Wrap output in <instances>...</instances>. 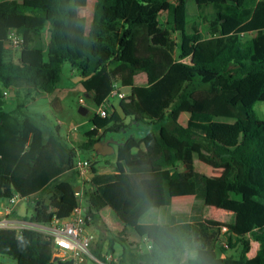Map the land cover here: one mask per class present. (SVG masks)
I'll return each mask as SVG.
<instances>
[{"label":"trees","instance_id":"16d2710c","mask_svg":"<svg viewBox=\"0 0 264 264\" xmlns=\"http://www.w3.org/2000/svg\"><path fill=\"white\" fill-rule=\"evenodd\" d=\"M87 3L0 0V197L30 202V221L68 216L78 205L77 152L94 151L99 129L125 126L110 104L72 145L27 112L69 62L92 103L128 87L122 116L148 124L143 137L116 145L120 170L92 164L93 189L83 190L88 223L104 206L123 223L109 237L110 254L120 248L109 264H264V117L253 108L264 101V0H94L88 22L79 14ZM211 209L229 217L220 221ZM128 229L148 246L128 240ZM251 241L258 246L248 257ZM91 252L105 261L98 246ZM53 253L38 230L0 228V256L71 264Z\"/></svg>","mask_w":264,"mask_h":264},{"label":"rangeland","instance_id":"374dc122","mask_svg":"<svg viewBox=\"0 0 264 264\" xmlns=\"http://www.w3.org/2000/svg\"><path fill=\"white\" fill-rule=\"evenodd\" d=\"M191 6V2H190ZM94 8V0H88L87 5L79 14L83 15L88 22L92 16ZM76 16L75 13H73V17ZM233 20H228L224 22L223 28L226 30L227 25L233 24ZM16 48V47H15ZM10 48L9 55L12 59L16 61V58L19 55V51L17 48ZM11 51L13 52V55H11ZM77 76V71L71 67L69 62H64L62 64L61 68V76L60 80L56 87V95L59 96V107H56L57 103L56 101L50 100L49 94H41L39 95L34 101H31L27 104V112L32 115L33 117L43 118L47 125L50 127H57L59 134L65 135L67 127L75 125L73 127V133L80 132V141L84 140V134L83 131H85L88 128V122L86 119L88 117L92 116L94 113H96V107L93 105L91 100L85 95L82 88L77 84V81H75V78ZM121 91L126 93L128 92V87H122ZM118 98V97H117ZM81 99V100H80ZM5 100V106L6 107H12L14 105V100L9 94L7 93L4 97ZM118 99L115 100L117 103ZM109 107V102L107 104ZM254 111L259 117H264V101H257L254 106ZM86 109V115H82L83 110ZM181 114V113H179ZM178 116V115H177ZM179 118V116L177 117ZM123 123L125 124L124 127L117 130H107L104 132L103 137L106 139H110L112 141H122L124 138H127L129 136H135V137H143L147 130H148V124L145 122H134L131 120L130 117L126 116L123 118ZM166 123L169 127L173 125V121L171 119H167ZM75 128V129H74ZM115 147V144H113ZM80 155V154H79ZM81 157L90 158L92 162H94V165L99 168L101 171H105L109 168H114L115 170H120L121 166L120 164H116L115 160H113L114 155L108 154L106 156H99L98 154H95L90 149H85L81 151ZM107 159L108 161V168H106V162L104 160ZM112 159V160H111ZM77 160V159H76ZM199 171L206 173L211 176H217L220 173V169H214L210 168L208 166H200ZM68 176V174H64V177ZM73 180L69 179L70 182V190L73 189ZM66 181V180H65ZM83 190H91L92 185L89 181L85 182L83 185ZM75 202L78 204H85V197L83 194V191H80L78 194L75 195ZM4 198L0 197V205L4 201ZM20 207L23 205L26 210V215L30 213L29 211L32 210V206L30 205V202L26 200H20L19 202ZM198 202L195 200V205H197ZM31 206V207H30ZM210 214L217 218L220 221L226 220L229 217V214L225 211L211 209ZM21 218L24 216L20 215ZM15 216L10 215V218H14ZM12 223H18L11 221ZM129 236L132 240H135L134 232L129 229L128 230ZM110 233L103 231V233L96 237V241H99V239H104L109 237ZM106 241H103L101 243V254L106 259L109 260L111 258L109 249L107 248V245L105 243ZM105 244V245H104ZM258 244L255 241L250 242V248L249 251L246 253L248 257H251L254 255ZM230 252L234 253V250H230ZM115 255V254H113ZM0 262L2 264H17L16 260L8 257V256H1ZM84 264H95L94 261L90 259H86L84 261Z\"/></svg>","mask_w":264,"mask_h":264},{"label":"built area","instance_id":"2783aa9c","mask_svg":"<svg viewBox=\"0 0 264 264\" xmlns=\"http://www.w3.org/2000/svg\"><path fill=\"white\" fill-rule=\"evenodd\" d=\"M18 43L17 37L13 36L8 46L14 48L17 47ZM7 93V90L3 91L4 95ZM110 95L122 98L124 93L114 90ZM107 104L108 101H104L101 105L97 106V114L105 116L108 108ZM91 165L92 160L90 158L77 157L75 169L80 186H83L87 181L90 182L92 176ZM19 201L20 199L17 194H13L7 198V203L0 209V213L3 215L0 219V228H32L38 230L44 236L51 238L54 258L70 261L71 264H83L86 259L94 261L95 264H109V262L96 257L91 252L93 235L86 229L88 222L85 207L78 204L73 207L68 216L63 218L53 217L47 223L34 222L28 219L12 223L8 216ZM110 260L117 261V255H111Z\"/></svg>","mask_w":264,"mask_h":264},{"label":"crops","instance_id":"0c3cea01","mask_svg":"<svg viewBox=\"0 0 264 264\" xmlns=\"http://www.w3.org/2000/svg\"><path fill=\"white\" fill-rule=\"evenodd\" d=\"M9 53H10V50L8 51V55H9ZM11 55H13V52L11 51ZM11 57V56H10ZM81 79H83V77H81L78 73H77V76H76V78H75V81H77V84L82 88V90H83V87H82V85L80 84V80ZM120 91H121V88H120ZM83 92H84V90H83ZM122 92V91H121ZM85 93V92H84ZM9 94V96H12L13 95V93L12 92H10V93H8ZM126 94H127V92H126ZM85 95L87 96V94L85 93ZM49 97H50V100H51V102L53 101H56V103H57V105H56V107H59V96H57L56 95V88L51 92V93H49ZM118 96H111V95H109L108 96V99H107V101L109 102V105L110 104H112V106L115 108V110H116V112L117 113H119L120 114V116H121V118L123 119L124 118V116H122V113H121V111H120V108H119V101H120V98L118 97ZM116 99H118V101H117V103L115 102V100ZM93 105L96 107V113H97V106L93 103ZM86 109H84L83 110V113H81L82 115H86ZM95 115V113L92 115V116H90V117H88V119H86L87 120V122H88V128L86 129V130H88V129H90L93 125H92V122H91V118L93 117ZM73 127H75V125H70V126H68L67 127V130H66V133H65V135H61V136H63L70 144H72V145H77V143H79L80 142V132H76V133H73L72 131H73ZM109 127V125L107 126V127H105L104 129H99L98 130V135H100V138H99V140L101 139V140H106V138H104L103 137V135H104V132L105 131H107V130H109V129H106V128H108ZM75 129V128H74ZM85 130V131H86ZM85 131H83V134H84V132ZM118 131V130H117ZM147 133V132H146ZM126 138H124L122 141H118V142H116V141H112V143H111V145H112V148H113V152L112 153H109V154H113V155H115V151H116V145L118 144V143H121V142H123L124 140H125ZM110 140V139H109ZM113 144H115V147H114V145ZM94 153H95V151H93ZM81 155V151H78L77 152V157H81L80 155ZM96 154V153H95ZM108 155V154H107ZM99 156H103V155H99ZM104 156H106V155H104ZM85 158V157H84ZM112 160V159H111ZM113 160H115V162H116V164H118L119 165V163L116 161V159H115V156H114V158H113ZM104 162H106V168H108V161H107V159H105L104 160ZM92 164H94V162H92ZM98 171L99 172H117L118 170H115L113 167L112 168H109V169H107V170H105V171H101V170H99V168H98ZM69 179H73V177H68ZM92 185V184H91ZM66 188H67V183L64 185ZM79 187H78V189L77 190H75L74 189V191H75V194H78L80 191H83V187L84 186H80V185H78ZM65 188V189H66ZM92 189H93V186H92ZM91 189V190H92ZM66 194V196L69 198V195H68V193H65ZM5 200L1 203V205H0V209H1V207L3 206V205H5L6 203H7V199L6 198H4ZM80 205H82V204H80ZM83 207H84V205H82ZM12 212L13 213H11L10 215H12V216H15L14 218H10V215L8 216V218L11 220V221H14V222H20V221H22V220H26V218H25V216H27L26 215V210H25V208H24V206L22 205L21 207H20V205H19V203H17L15 206H14V208H13V210H12ZM29 214V213H28ZM20 215H24L22 218H21V216ZM3 217V215L0 213V219ZM88 225H87V227H86V229H87V231L89 232V233H91L92 235H93V242H92V247H96V246H98V248L100 249V254H101V243L103 242V241H106L105 243H106V245H107V248L109 249V244H108V241H109V237L111 236V235H113V234H116V233H118L122 228H123V223L118 219V217L116 216V214H115V212L110 208V207H108V206H104V207H102L101 209H100V211L98 212V215H97V219H96V221H92V222H89V223H87ZM129 230V229H128ZM128 230H127V239L128 240H130V241H138V242H140V245H141V247H146V246H148V244H147V242H145V238H139L135 233H134V235H135V240H132L131 238H130V236H129V233H128ZM103 231H106V232H108V233H110V236L109 237H107V238H105V240L104 239H99V241H96V237H98V236H100L102 233H103ZM105 245V244H104ZM110 250V249H109ZM119 252H120V248H119V246L118 245H115L114 246V254L115 255H118L119 254ZM102 255V254H101ZM1 257V256H0ZM104 257V256H103ZM105 258V257H104ZM105 261H107V262H109V260L108 259H106L105 258ZM84 264V263H83Z\"/></svg>","mask_w":264,"mask_h":264},{"label":"water","instance_id":"95a60500","mask_svg":"<svg viewBox=\"0 0 264 264\" xmlns=\"http://www.w3.org/2000/svg\"><path fill=\"white\" fill-rule=\"evenodd\" d=\"M85 78V77H83ZM112 141L109 140V139H106V140H97L95 143H94V151L96 154L98 155H107L109 153H112L113 152V148H112V145H111ZM78 185L75 187V190L78 189ZM56 258H54L55 260Z\"/></svg>","mask_w":264,"mask_h":264}]
</instances>
